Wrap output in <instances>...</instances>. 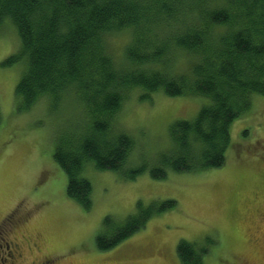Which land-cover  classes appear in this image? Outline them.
I'll return each instance as SVG.
<instances>
[{
    "label": "trees",
    "instance_id": "obj_1",
    "mask_svg": "<svg viewBox=\"0 0 264 264\" xmlns=\"http://www.w3.org/2000/svg\"><path fill=\"white\" fill-rule=\"evenodd\" d=\"M5 25L16 29L20 50L3 66L26 65L15 89L17 113L46 99L52 113L65 102L84 114L81 129L58 135L54 160L67 176V196L87 212L93 208V186L84 177L89 163L125 182L147 171L165 181L169 171L221 169L232 124L251 110L253 96L264 97V0H0V30ZM126 31L131 40L117 63L109 40ZM182 56L186 68L179 71ZM135 90L143 92L141 102L160 92L209 101L194 122L172 126V147L152 169L129 168L135 143L111 130ZM176 208L172 199L147 207L139 202L118 225L106 218L97 249L114 250ZM210 243L181 240V264H206Z\"/></svg>",
    "mask_w": 264,
    "mask_h": 264
},
{
    "label": "rangeland",
    "instance_id": "obj_2",
    "mask_svg": "<svg viewBox=\"0 0 264 264\" xmlns=\"http://www.w3.org/2000/svg\"><path fill=\"white\" fill-rule=\"evenodd\" d=\"M130 40V31L110 38L115 62H122ZM19 50L16 29L5 25L0 30V224L12 240L22 242L20 264H181V240L198 246L209 240L213 245L206 264H264V97L253 96L251 110L232 124L231 146L221 169L169 171L165 181L147 171L125 182L89 163L84 177L93 186V208L87 212L67 196V176L54 160L58 135L84 125V114L75 103L65 102L52 113L46 99L18 114L15 89L26 65L3 63ZM186 62L184 56L177 58L176 69L183 71ZM142 95L141 90L132 93L111 130L135 143L129 168L152 169L172 147V126L194 122L209 101L160 92L151 102H141ZM170 199L177 201L176 210L154 217L110 252L97 249L106 218L118 225L137 212L139 202L147 207Z\"/></svg>",
    "mask_w": 264,
    "mask_h": 264
},
{
    "label": "flooded vegetation",
    "instance_id": "obj_3",
    "mask_svg": "<svg viewBox=\"0 0 264 264\" xmlns=\"http://www.w3.org/2000/svg\"><path fill=\"white\" fill-rule=\"evenodd\" d=\"M2 228L3 224H0V264H20L24 258L25 251L20 246L22 242L17 238L12 240L10 238L11 233L2 230ZM45 264L47 263L45 262Z\"/></svg>",
    "mask_w": 264,
    "mask_h": 264
},
{
    "label": "bare ground",
    "instance_id": "obj_4",
    "mask_svg": "<svg viewBox=\"0 0 264 264\" xmlns=\"http://www.w3.org/2000/svg\"><path fill=\"white\" fill-rule=\"evenodd\" d=\"M143 20V19H142ZM24 51V50H23ZM31 54V53H30Z\"/></svg>",
    "mask_w": 264,
    "mask_h": 264
}]
</instances>
